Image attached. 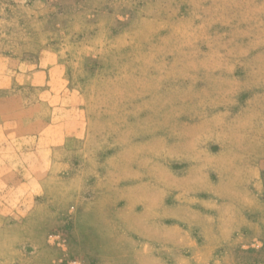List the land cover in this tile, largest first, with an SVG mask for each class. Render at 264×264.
<instances>
[{"label":"rangeland","instance_id":"rangeland-1","mask_svg":"<svg viewBox=\"0 0 264 264\" xmlns=\"http://www.w3.org/2000/svg\"><path fill=\"white\" fill-rule=\"evenodd\" d=\"M16 92L82 136L18 143L35 264H264V0H0Z\"/></svg>","mask_w":264,"mask_h":264},{"label":"crops","instance_id":"crops-1","mask_svg":"<svg viewBox=\"0 0 264 264\" xmlns=\"http://www.w3.org/2000/svg\"><path fill=\"white\" fill-rule=\"evenodd\" d=\"M37 73L39 71L26 73V76L34 78ZM53 90L52 86L46 87V91L51 94ZM14 94L7 99L0 98V264H35L33 256L36 255L37 248L32 249L33 244L29 247L25 242L28 236L18 231V213L7 207L8 202L9 205H18V198H23L22 194L18 195V191L28 186L18 175V143L35 140L38 142V149L34 154L47 158L60 155L68 157L72 156V146L81 141L82 136L78 134L80 123L74 117L77 110H65L66 115L71 116L69 119L48 117L43 112L44 109H51L53 98L46 97L48 101L38 99V103L27 105L19 101L18 92ZM62 126L67 128L65 133L68 135L62 141L57 138L50 141L44 135L49 129H60ZM75 127L77 129H73ZM73 130L78 132L73 133ZM8 157H14L15 160L8 161Z\"/></svg>","mask_w":264,"mask_h":264}]
</instances>
